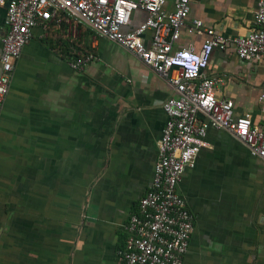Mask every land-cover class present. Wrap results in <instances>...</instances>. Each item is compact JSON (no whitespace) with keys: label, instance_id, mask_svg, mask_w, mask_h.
Returning <instances> with one entry per match:
<instances>
[{"label":"crops","instance_id":"crops-1","mask_svg":"<svg viewBox=\"0 0 264 264\" xmlns=\"http://www.w3.org/2000/svg\"><path fill=\"white\" fill-rule=\"evenodd\" d=\"M257 6L191 0L175 47L200 49L205 35L187 31L196 19L244 36ZM145 18L138 12L133 27ZM89 52L82 70L71 67ZM205 74L224 79L217 96L237 116L264 125V55L243 60L231 42ZM173 93L135 53L87 26L35 27L0 105V264H125L126 225L152 183ZM207 141L178 187L195 216L183 264H264V159L227 130L210 128Z\"/></svg>","mask_w":264,"mask_h":264},{"label":"built area","instance_id":"built-area-1","mask_svg":"<svg viewBox=\"0 0 264 264\" xmlns=\"http://www.w3.org/2000/svg\"><path fill=\"white\" fill-rule=\"evenodd\" d=\"M0 7L5 8L0 23V105L9 95L15 62L33 38L34 28L50 23L64 22L72 32L80 25L89 27L97 37L135 53L171 85L174 93L163 104L168 118L153 180L126 225L122 258L125 264H183L195 216L178 187L208 146L209 129L231 132L264 159V125H254L249 114L237 116L232 102L217 96L224 79L205 74L213 52L225 50L231 42L241 59L262 58L264 0H258L254 28L244 36L231 38L193 20L187 31L205 35L200 49L175 47L187 25L191 0H0ZM138 12L146 13V18L133 27ZM94 58L89 53L70 65L82 70ZM260 101L264 111V84Z\"/></svg>","mask_w":264,"mask_h":264},{"label":"trees","instance_id":"trees-1","mask_svg":"<svg viewBox=\"0 0 264 264\" xmlns=\"http://www.w3.org/2000/svg\"><path fill=\"white\" fill-rule=\"evenodd\" d=\"M52 24H56V23H52ZM62 25H65V23L63 22ZM89 53H90V52H89ZM89 53H85V54H83V55H81V56H86V55H88ZM81 56H79V57H81Z\"/></svg>","mask_w":264,"mask_h":264},{"label":"water","instance_id":"water-1","mask_svg":"<svg viewBox=\"0 0 264 264\" xmlns=\"http://www.w3.org/2000/svg\"><path fill=\"white\" fill-rule=\"evenodd\" d=\"M8 5H9V3H8Z\"/></svg>","mask_w":264,"mask_h":264}]
</instances>
